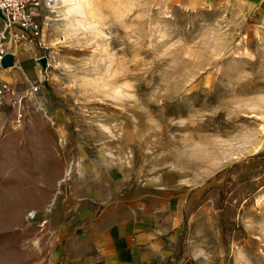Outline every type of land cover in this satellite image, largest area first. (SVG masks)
<instances>
[{"label": "rangeland", "instance_id": "1", "mask_svg": "<svg viewBox=\"0 0 264 264\" xmlns=\"http://www.w3.org/2000/svg\"><path fill=\"white\" fill-rule=\"evenodd\" d=\"M41 19L22 104H0V264H50L47 216L112 172L245 198V236L192 261L264 264V37L182 0H46Z\"/></svg>", "mask_w": 264, "mask_h": 264}, {"label": "crops", "instance_id": "2", "mask_svg": "<svg viewBox=\"0 0 264 264\" xmlns=\"http://www.w3.org/2000/svg\"><path fill=\"white\" fill-rule=\"evenodd\" d=\"M182 1L234 10L242 24L264 37V0ZM9 50L14 62L5 69L4 81L20 90L18 81L25 83L23 75L33 73L37 50L23 43H11ZM111 176L112 183L102 180L80 197L76 213L66 212L62 220L47 216L49 225L54 221L50 264H178L181 242L182 264H194L196 254H225L221 215L207 190L197 191L177 179L132 184L116 173Z\"/></svg>", "mask_w": 264, "mask_h": 264}, {"label": "built area", "instance_id": "3", "mask_svg": "<svg viewBox=\"0 0 264 264\" xmlns=\"http://www.w3.org/2000/svg\"><path fill=\"white\" fill-rule=\"evenodd\" d=\"M46 0H0V104L21 106L23 97L20 93L4 81L3 59L12 54L9 45L31 44L43 48L42 9ZM13 55V54H12ZM40 56L38 59L42 58ZM40 85L33 87L36 93Z\"/></svg>", "mask_w": 264, "mask_h": 264}, {"label": "trees", "instance_id": "4", "mask_svg": "<svg viewBox=\"0 0 264 264\" xmlns=\"http://www.w3.org/2000/svg\"><path fill=\"white\" fill-rule=\"evenodd\" d=\"M3 107H7V106H3ZM7 108H9V107H7ZM246 185H247V183H246ZM245 188L249 189V185H248V187L245 186ZM250 190H251V192H254L256 189L253 188ZM244 199H241L238 202H236V205H232V201H233L232 199H229V197L225 194L221 195V199H220V202L218 205V209L220 210V213H221L223 239H224V242H226V243H229L234 238L239 239V238H243L245 236V230L242 228V226H240L234 222V219L237 215V207H239L241 205V203L244 201ZM227 202L229 203L228 205H226ZM200 204H201V202H199L196 205V207H198ZM184 250H185L184 245L181 242V244L177 250L178 264H182L183 261L186 260V258H184Z\"/></svg>", "mask_w": 264, "mask_h": 264}, {"label": "water", "instance_id": "5", "mask_svg": "<svg viewBox=\"0 0 264 264\" xmlns=\"http://www.w3.org/2000/svg\"><path fill=\"white\" fill-rule=\"evenodd\" d=\"M0 16L2 17L1 12H0ZM13 59H14V57H13L12 54L7 55L3 59L2 64H3L4 69H9L10 67L13 66V62H14ZM38 62L41 64V66H42L43 69H46L47 62H48V59L46 57H43V58L38 59Z\"/></svg>", "mask_w": 264, "mask_h": 264}]
</instances>
